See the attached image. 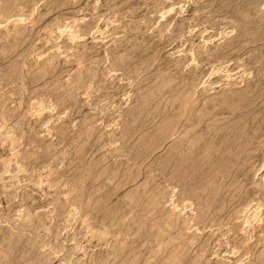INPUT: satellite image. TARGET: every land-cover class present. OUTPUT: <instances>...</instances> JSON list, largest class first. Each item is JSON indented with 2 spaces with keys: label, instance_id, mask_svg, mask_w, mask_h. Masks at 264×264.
Instances as JSON below:
<instances>
[{
  "label": "rangeland",
  "instance_id": "rangeland-1",
  "mask_svg": "<svg viewBox=\"0 0 264 264\" xmlns=\"http://www.w3.org/2000/svg\"><path fill=\"white\" fill-rule=\"evenodd\" d=\"M262 260L264 0H0V264Z\"/></svg>",
  "mask_w": 264,
  "mask_h": 264
},
{
  "label": "bare ground",
  "instance_id": "bare-ground-1",
  "mask_svg": "<svg viewBox=\"0 0 264 264\" xmlns=\"http://www.w3.org/2000/svg\"><path fill=\"white\" fill-rule=\"evenodd\" d=\"M170 8H171V7H170ZM170 8H169V9H170ZM170 11H172V10H170ZM19 20H21V19H19ZM71 30H72V29H71ZM84 35H85V34H84ZM70 36L73 37V39H75V40H76L77 38H78V39L80 38V36H78V34L75 35V31H74V33L69 34V37H70ZM212 37H213V36H212ZM212 37H211V38H212ZM209 38H210V37H209ZM73 39H71V41H73ZM77 41H79V40H77ZM207 41H208V40H207ZM191 52H192V51H191ZM191 54H192V53H191ZM192 55H193V54H192ZM193 58H194V57H193ZM224 72H225V71H224ZM227 73H228V72H227ZM225 77H226V76H225ZM228 77H230V76H228ZM212 85H213V84H212ZM245 146H246V145H245ZM240 164H241V163H240ZM259 168H260V167H259ZM223 169H224V168H223ZM239 169H240V168H239ZM224 171H225V170H224ZM239 171H240V170H239ZM232 174H233V172H232ZM237 174H238V173H237ZM237 174H236L235 176H237ZM235 178H237V177H235ZM217 191H218V190H217ZM189 203H190V202H189ZM254 203H255V202H254ZM174 204H175V203H174ZM174 204H173V205H174ZM184 204H185V203H184ZM250 204H252V203H250ZM245 205H246V204H245ZM248 205H249V204H248ZM189 206H190V205H189ZM249 206H250V205H249ZM255 206H256V207L253 208V209H255V210H254V212H255V217H254V218L256 219V216H257V214L259 213L260 208H261L263 205L256 204ZM176 207H177V206H176ZM250 207H251V206H250ZM173 208H174V207H173ZM178 208H179V207H178ZM246 208H247V207H246ZM262 208H263V207H262ZM174 209H175V208H174ZM243 209H244V208H243ZM247 209H248V208H247ZM251 209H252V208H251ZM185 210H186V209H185ZM249 210H250V208H249ZM180 212H181V211H180ZM183 212H184V211H183ZM249 212H250V211H249ZM246 213H247V212H246ZM180 215H181V214H180ZM251 216H253V215H251ZM251 216H250V217H251ZM254 218L252 217V219H254ZM255 219H254V220H255ZM259 219H260V218H259ZM249 220H250V219H249ZM245 221H246V220H245ZM258 221L260 222V220H258ZM244 223H245V222H244ZM247 223H248V222H247ZM247 223H246L245 225H247ZM256 223H257V222H256ZM245 225H244V226H245ZM244 226H243V227H244ZM247 226H248V228H249V225H247ZM247 226H246V227H247ZM250 228H251V227H250ZM250 239H251V238H250ZM245 243H246V242H245ZM247 244H248V243H247ZM261 262H264V260H262Z\"/></svg>",
  "mask_w": 264,
  "mask_h": 264
}]
</instances>
